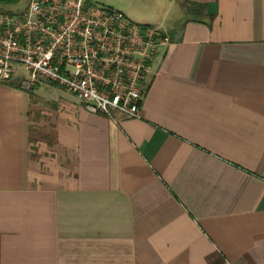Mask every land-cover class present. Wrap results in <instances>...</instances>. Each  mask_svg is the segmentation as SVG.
Wrapping results in <instances>:
<instances>
[{"label":"crops","instance_id":"crops-1","mask_svg":"<svg viewBox=\"0 0 264 264\" xmlns=\"http://www.w3.org/2000/svg\"><path fill=\"white\" fill-rule=\"evenodd\" d=\"M124 1L139 118L0 84V264H264V0Z\"/></svg>","mask_w":264,"mask_h":264},{"label":"built area","instance_id":"built-area-1","mask_svg":"<svg viewBox=\"0 0 264 264\" xmlns=\"http://www.w3.org/2000/svg\"><path fill=\"white\" fill-rule=\"evenodd\" d=\"M169 41L154 24L87 0H27L0 12V83L59 87L95 114L139 118L144 82Z\"/></svg>","mask_w":264,"mask_h":264},{"label":"rangeland","instance_id":"rangeland-1","mask_svg":"<svg viewBox=\"0 0 264 264\" xmlns=\"http://www.w3.org/2000/svg\"><path fill=\"white\" fill-rule=\"evenodd\" d=\"M87 1H88V3L94 4V5H97L100 7L112 8V9H118V10H122L121 9L122 8V6H121L122 2H123V4H125V3L127 4V2H125L124 0H87ZM169 1L170 0H156V2H157L156 4L160 3L161 6L163 7V5H167ZM177 1L178 0H172L173 7ZM26 3H27V0H17V1L0 0V12H14L16 10H20L26 5ZM144 4L146 6L148 3L145 2ZM153 4H154V7H156V9L154 8L155 11L150 10L151 11L150 13H152V15H153L152 18L158 17L161 14V12L163 11L161 6L159 7L158 5H155V3H153ZM153 4L152 5L149 4V5L153 6ZM139 8H141V7L139 6ZM145 11L148 12V10H145ZM132 20L136 23L144 24V21H146V18H142V19L132 18ZM149 24H152V23H149ZM0 84H5V85L11 86V87L13 86L15 88H18L14 85H9L8 83H0ZM46 88H47V91L50 93L51 96L52 95L54 96L56 93L61 92V89L54 87V86H52L48 83H45V82H41L40 88L38 90H35V92H42L43 90H46ZM62 92H66V94H71V93H69L67 91H63V90H62ZM53 93H55V94H53Z\"/></svg>","mask_w":264,"mask_h":264},{"label":"trees","instance_id":"trees-1","mask_svg":"<svg viewBox=\"0 0 264 264\" xmlns=\"http://www.w3.org/2000/svg\"><path fill=\"white\" fill-rule=\"evenodd\" d=\"M3 1H17V0H3ZM198 7V6H197ZM193 11L197 12L198 9L194 8Z\"/></svg>","mask_w":264,"mask_h":264}]
</instances>
